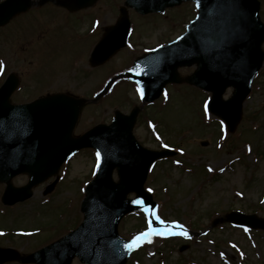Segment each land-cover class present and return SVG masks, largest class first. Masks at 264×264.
<instances>
[{
    "label": "rangeland",
    "instance_id": "374dc122",
    "mask_svg": "<svg viewBox=\"0 0 264 264\" xmlns=\"http://www.w3.org/2000/svg\"><path fill=\"white\" fill-rule=\"evenodd\" d=\"M122 2L97 0L91 7L77 11L48 2L0 27V62L4 65L0 84L10 72L20 80L12 101L29 102L48 92H68L90 99L135 57L183 33L196 13L189 2L144 16L129 9L132 25L128 45L103 64L91 67L89 53L104 30L115 23ZM260 17L264 22V0H260ZM90 26L93 31L87 36ZM193 69L180 68L179 73L188 75ZM254 80L243 102L241 119L231 133L207 112L212 122L200 125V105L202 102L206 111L209 93L186 84L167 87L156 105L140 109L133 128L137 140L154 150L160 149L158 138L178 148L176 156L154 162L149 168L145 186L157 201L153 215L160 226L150 228L148 222L141 229L150 235L139 242L141 249L131 254L127 264L132 258L137 264H157V250L162 245L165 264H264L263 230L247 231L227 222L211 224L232 210L264 218V61ZM117 82L98 103L82 109L75 134L98 123L109 124L116 109L129 113L134 105H140L134 86L125 79ZM231 91L228 88L223 97L228 98ZM169 95V101L160 108ZM142 113L161 119L157 125L161 135L155 137L153 125L148 126ZM96 158L92 150H81L62 165L60 179L51 193L43 194L54 177L35 187L23 203L7 207L0 202V246L31 252L37 242L41 243L38 239L42 232L47 231L42 229L41 234L25 238L17 233L21 229L60 224L62 217L66 226L77 217L80 222L79 203ZM26 181V175L13 178L18 186ZM3 187L0 183V195ZM142 226L139 216L127 215L119 224V233L125 238L136 237V230ZM4 229L13 230V234L4 236ZM49 231L52 234L55 230ZM169 231H183L187 236L169 235ZM72 264L82 263L74 259Z\"/></svg>",
    "mask_w": 264,
    "mask_h": 264
},
{
    "label": "water",
    "instance_id": "95a60500",
    "mask_svg": "<svg viewBox=\"0 0 264 264\" xmlns=\"http://www.w3.org/2000/svg\"><path fill=\"white\" fill-rule=\"evenodd\" d=\"M47 1L50 0L2 1L0 26L32 5ZM51 1L69 10L95 2ZM181 1L125 0V5L146 12ZM194 1L199 13L187 26V31L177 40L136 60L128 77L141 84L145 99L148 100L156 97L168 82L185 81L210 91V112L222 118L232 131L240 120L242 102L250 90L251 80L264 59L261 50L264 25L258 15L259 2ZM127 22L126 10L121 8L117 29L113 32L107 30L94 48L90 56L92 65L106 61L124 45ZM192 64H196L194 72L181 78L177 68ZM17 84L18 78L10 74L0 86V182L6 183L3 202L13 204L31 196L33 186L56 174L63 160L81 147L98 149L100 161L94 179L85 189L81 203L82 223L64 238L29 255H21L12 248H0V263L16 260L38 264H70L72 258L78 256L81 262L87 264H123L134 245L126 249L124 242L118 238V221L129 210L155 205L151 196L144 192L143 181L153 160L172 153L168 150H143L136 145L131 130L137 108L132 109L129 115L116 112L111 125L96 126L81 136L73 137L74 125L84 105L82 99L57 93L28 104L14 105L10 102V95ZM228 86L234 90L231 97L225 100L222 94ZM114 168L119 176L118 182L112 180ZM18 173L29 176L28 183L23 187L11 184V178ZM130 191L136 193L137 199H126ZM137 200L142 203H135ZM226 220L264 228V219H256L254 215L233 212Z\"/></svg>",
    "mask_w": 264,
    "mask_h": 264
},
{
    "label": "snow or ice",
    "instance_id": "6c2138e0",
    "mask_svg": "<svg viewBox=\"0 0 264 264\" xmlns=\"http://www.w3.org/2000/svg\"><path fill=\"white\" fill-rule=\"evenodd\" d=\"M3 67H4L3 63L0 62V70H2ZM97 157H99V153H97ZM209 171H211V169H209ZM135 203L140 204L142 202L137 200V201H135ZM160 222L163 223V221H160ZM151 231H156V230L155 229H151ZM168 234L169 235H184V236H187V233L183 232V231H181L180 233H173V232L169 231ZM149 235H150V232H142V233H140L139 235L134 237L130 243L126 244L125 248L126 249H131L133 245H137L138 246V242L141 241V240H145V238L148 237ZM148 242L150 243L151 241H148Z\"/></svg>",
    "mask_w": 264,
    "mask_h": 264
}]
</instances>
